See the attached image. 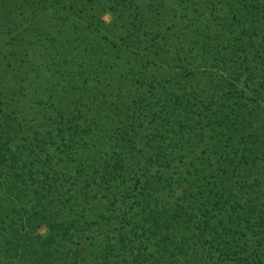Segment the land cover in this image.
<instances>
[{
  "label": "trees",
  "instance_id": "obj_1",
  "mask_svg": "<svg viewBox=\"0 0 264 264\" xmlns=\"http://www.w3.org/2000/svg\"><path fill=\"white\" fill-rule=\"evenodd\" d=\"M0 264H264V0H0Z\"/></svg>",
  "mask_w": 264,
  "mask_h": 264
},
{
  "label": "rangeland",
  "instance_id": "obj_2",
  "mask_svg": "<svg viewBox=\"0 0 264 264\" xmlns=\"http://www.w3.org/2000/svg\"><path fill=\"white\" fill-rule=\"evenodd\" d=\"M104 20L105 21H108L109 20V17L106 15V16H104Z\"/></svg>",
  "mask_w": 264,
  "mask_h": 264
}]
</instances>
